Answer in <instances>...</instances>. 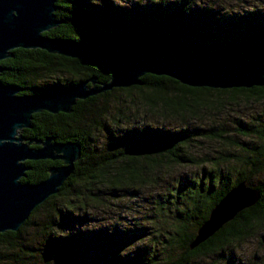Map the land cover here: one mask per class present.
<instances>
[{
    "label": "trees",
    "instance_id": "1",
    "mask_svg": "<svg viewBox=\"0 0 264 264\" xmlns=\"http://www.w3.org/2000/svg\"><path fill=\"white\" fill-rule=\"evenodd\" d=\"M55 5L56 19L62 23L43 34L48 37L120 48L158 47L160 59L167 62L242 55L264 69V0L243 10L226 12L198 5L196 0H143L130 7L112 0H55ZM12 54L0 62L5 68L0 82L19 87L20 94L65 90L91 78H96L97 84L110 79L101 63L84 65L77 59L38 49H16ZM140 81L141 86L113 89L77 101L69 114L44 111L33 115L32 128L24 130L27 139L51 137L58 142L78 143L80 158L59 192L37 206L18 232L0 234V264H190L205 256L233 264L234 248L264 229L263 180L252 187L260 193L255 205L190 249L198 228L220 199L240 182L251 187L249 177L242 172L232 174L218 161L209 169L202 168L199 178L178 182L164 198L156 200L155 217L164 218L166 224L160 227V223L154 230L156 237L143 245L131 243L134 232L129 230L134 231L133 226H127L129 230L117 224L86 227L91 218L83 209L90 202L101 201L102 188L131 190L153 182L152 175L146 178L147 173L166 164L199 165L188 153L194 135L208 140L227 139L221 130L212 127L194 130L193 136L187 131L152 128L145 123L124 129L120 118L124 109L133 110L128 105L145 115L149 112L162 119L185 120L240 99L264 100V87L193 88L150 74ZM248 130L245 129L246 136H262ZM236 162L249 168L251 176L261 173L264 145L249 150L245 157L235 158ZM59 164L28 161L26 165L31 169L23 181H42L48 169ZM163 252H168L167 257ZM256 262L257 259L251 261Z\"/></svg>",
    "mask_w": 264,
    "mask_h": 264
},
{
    "label": "water",
    "instance_id": "2",
    "mask_svg": "<svg viewBox=\"0 0 264 264\" xmlns=\"http://www.w3.org/2000/svg\"><path fill=\"white\" fill-rule=\"evenodd\" d=\"M55 0H0V62L13 57L16 49L42 50L52 55L77 59L82 64L101 63L110 79L96 78L68 89L39 94H19L22 89L0 82V234L18 232L31 212L59 192L72 175L80 158V145L57 142L51 137L27 139L22 132L32 128L33 115L41 112L69 114L77 101L107 91L141 86L147 75L166 76L193 88L251 89L264 87V69L242 55L212 59L188 58L171 62L159 57L158 47H115L63 40L43 35L60 26ZM5 70L0 66V75ZM37 147H31V145ZM60 161L36 184L22 182L31 168L28 161ZM259 191L240 182L210 211L190 245L194 249L212 237L240 212L252 207ZM264 243V234L260 237Z\"/></svg>",
    "mask_w": 264,
    "mask_h": 264
},
{
    "label": "rangeland",
    "instance_id": "3",
    "mask_svg": "<svg viewBox=\"0 0 264 264\" xmlns=\"http://www.w3.org/2000/svg\"><path fill=\"white\" fill-rule=\"evenodd\" d=\"M114 3L123 7L142 2L143 0H112ZM169 2L175 0H167ZM260 0H196L198 5H206L217 8L221 12L231 10H243L249 8ZM122 97V95H121ZM129 101V100H128ZM130 104V103H129ZM124 105V104H122ZM120 104L117 108H120ZM133 110H123L120 118V126L124 129L149 124L152 128L175 130L188 132L190 136L195 130L201 132L207 128L219 129L227 137L225 140H208L202 136L192 137V145L189 146L188 153L194 157L199 165H173L166 164L165 167L157 168L147 173L148 179L151 175L153 182L144 184L140 187H131V190L110 191L109 188H102L104 194H101V201L92 203L83 209L86 211L88 221L86 227L105 226L117 224L129 230L133 226L134 237L131 236V243L136 246L143 245L149 238L156 237L154 230L160 225L164 227L166 222L164 218H157L156 200L165 197L169 190L177 187L178 182L186 179L194 180L199 178L202 168L209 169L214 161L224 163L225 168L229 169L232 174L242 172L244 176L250 178L251 187L256 186L264 180V170L254 176L250 175V169L244 168L240 163H235V158L245 157L251 149L259 148L264 145V100L261 101H244L239 100L227 104L224 108L213 109L209 112H201L198 118L194 119H175L172 120L159 118L149 112L145 115L136 111L131 104L128 105ZM112 107L114 112L117 109ZM124 117V118H123ZM245 129L256 131L262 134H251L246 136ZM26 130V129H25ZM251 133V132H250ZM22 134L28 136L25 131ZM23 135V136H24ZM25 136V137H26ZM29 137V136H28ZM102 138L103 135L100 134ZM34 139L35 137H31ZM208 159L209 161H205ZM232 165V166H231ZM235 168V170L232 169ZM133 189V190H132ZM96 192V191H95ZM81 210V213L83 212ZM158 215V214H157ZM164 222V223H163ZM125 225H121L124 224ZM163 223V224H162ZM120 224V225H119ZM127 226L129 228H127ZM138 227V228H135ZM167 226V225H166ZM264 234V229L257 234L236 246L233 250V264H252V260L257 259V264H264V243H260V236ZM168 252H163L167 257ZM92 256V253L89 254ZM176 258V257H175ZM166 261V258L164 259ZM168 261V260H167ZM190 264H226L221 259L215 257H201L193 260Z\"/></svg>",
    "mask_w": 264,
    "mask_h": 264
},
{
    "label": "flooded vegetation",
    "instance_id": "4",
    "mask_svg": "<svg viewBox=\"0 0 264 264\" xmlns=\"http://www.w3.org/2000/svg\"><path fill=\"white\" fill-rule=\"evenodd\" d=\"M20 94V93H19ZM34 139H36V138H34ZM37 140H42V139H37ZM55 140V139H54ZM56 141V140H55ZM58 142V141H57ZM31 147H37V146H35L34 144L33 145H31ZM58 162H60V161H58ZM60 164H61V162H60ZM59 164V165H60ZM27 176V175H26ZM26 178V177H25ZM25 178H23V179H25ZM23 179L21 180L22 182H24L23 181ZM43 181V180H42ZM39 182H41V181H39ZM25 183H29V182H25ZM38 183V182H37ZM30 184H36V183H30Z\"/></svg>",
    "mask_w": 264,
    "mask_h": 264
}]
</instances>
